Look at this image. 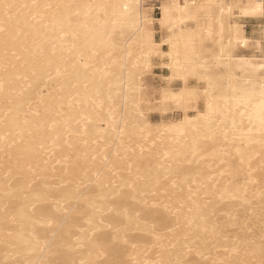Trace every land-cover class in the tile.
<instances>
[{"label":"bare ground","instance_id":"6f19581e","mask_svg":"<svg viewBox=\"0 0 264 264\" xmlns=\"http://www.w3.org/2000/svg\"><path fill=\"white\" fill-rule=\"evenodd\" d=\"M263 19L0 0V264H264Z\"/></svg>","mask_w":264,"mask_h":264},{"label":"rangeland","instance_id":"374dc122","mask_svg":"<svg viewBox=\"0 0 264 264\" xmlns=\"http://www.w3.org/2000/svg\"><path fill=\"white\" fill-rule=\"evenodd\" d=\"M157 6V7H156ZM155 6V13H154V16L156 17V18H158L160 15V11H158L159 10V7H158V5H156ZM263 21V22H262ZM261 22L260 21H258V20H254V21H252L251 23H249L248 25H247V27H246V30H247V33L249 34V35H251V32L254 30V29H263V27H264V19L262 20ZM262 27H261V26ZM155 26H156V29L159 31V26H158V24L157 23H155ZM157 37L159 38V34L157 35ZM158 74H159V72H158ZM158 79H157V81L155 82V84L156 85H158ZM251 254H252V257H253V259H254V261H256V262H259V264H261L260 263V261H261V258H260V256H258V254L256 253V252H254V251H252L251 252Z\"/></svg>","mask_w":264,"mask_h":264}]
</instances>
